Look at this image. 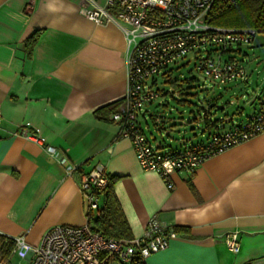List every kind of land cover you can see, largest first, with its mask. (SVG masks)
<instances>
[{
    "label": "crops",
    "instance_id": "crops-1",
    "mask_svg": "<svg viewBox=\"0 0 264 264\" xmlns=\"http://www.w3.org/2000/svg\"><path fill=\"white\" fill-rule=\"evenodd\" d=\"M82 5L0 0V234L22 235L34 246L51 226L86 225L79 180L100 164L116 178L114 193L133 236L152 215L177 234L145 264H264V132L194 173L171 170V188L142 170L112 119L125 108L124 34L117 23L87 19ZM251 103L250 112L257 108ZM223 117L224 124L233 120ZM25 123L45 141L17 133ZM232 231L237 252L224 241Z\"/></svg>",
    "mask_w": 264,
    "mask_h": 264
},
{
    "label": "built area",
    "instance_id": "built-area-1",
    "mask_svg": "<svg viewBox=\"0 0 264 264\" xmlns=\"http://www.w3.org/2000/svg\"><path fill=\"white\" fill-rule=\"evenodd\" d=\"M214 0H84L80 13L96 24L117 23L126 40L127 92L123 111H114L112 119L120 126V137L130 141L136 160L144 171L163 178L167 186L171 170L194 173L208 158L264 132V97H256L257 108L240 121L231 120L204 140L177 148L160 150L145 135L147 115L156 124L163 123L152 115V107L162 93L156 87L160 78L169 80V66L191 56L197 58L196 70L218 86L246 81L247 72L241 60L225 57L233 46H252L255 29L214 26L205 21ZM253 100V101H254ZM144 121L145 126L142 124ZM25 123L17 133L44 142V138L27 130ZM38 130L36 129V132ZM55 154V148L48 146ZM108 184L100 164L81 174L86 217L95 211L101 197L98 191ZM177 236L172 226L152 215L144 232L132 238H114L83 226L55 225L48 228L39 244H28L24 236L13 238L8 251L7 240L0 242V264H123L134 256L145 262L153 252L165 249ZM228 248L239 250L238 232L224 235Z\"/></svg>",
    "mask_w": 264,
    "mask_h": 264
},
{
    "label": "rangeland",
    "instance_id": "rangeland-1",
    "mask_svg": "<svg viewBox=\"0 0 264 264\" xmlns=\"http://www.w3.org/2000/svg\"><path fill=\"white\" fill-rule=\"evenodd\" d=\"M225 57L245 64L246 81L218 86L196 70L197 58L191 56L169 66V80L160 78L157 82L162 95L151 112L166 121L156 124L147 116L148 127L144 128L152 145L164 150L204 140L208 133L206 118L217 120L229 115L233 121H240L251 111V102L258 96L264 97V33L255 36L252 46H233ZM211 102L223 108L209 107ZM241 109L244 114L238 112ZM142 124L146 125L143 120Z\"/></svg>",
    "mask_w": 264,
    "mask_h": 264
},
{
    "label": "trees",
    "instance_id": "trees-1",
    "mask_svg": "<svg viewBox=\"0 0 264 264\" xmlns=\"http://www.w3.org/2000/svg\"><path fill=\"white\" fill-rule=\"evenodd\" d=\"M205 21L214 26L264 31V0H214L205 16ZM34 41V35L27 39L28 51H30ZM172 83L175 84L174 81ZM211 103H213L212 107L217 106L215 102ZM210 104L209 107H211ZM104 108H106L107 113L114 111L113 105ZM224 119L226 118L221 117L217 120H207L206 118L205 131L208 132L206 135L213 133L217 128L228 126L232 120L230 119L229 123L224 124ZM165 121L163 119V123ZM107 176V186L97 192L101 197L100 205L95 211H90L87 215V225L93 231H98L108 237L132 238L130 227L114 193L113 187L116 178L109 174ZM3 240L8 242L3 251H8L13 244V238L0 234V242ZM123 264H145V262L139 256H134L129 263Z\"/></svg>",
    "mask_w": 264,
    "mask_h": 264
},
{
    "label": "water",
    "instance_id": "water-1",
    "mask_svg": "<svg viewBox=\"0 0 264 264\" xmlns=\"http://www.w3.org/2000/svg\"><path fill=\"white\" fill-rule=\"evenodd\" d=\"M210 106L212 107L213 106V103L210 104ZM216 108H223V106H216Z\"/></svg>",
    "mask_w": 264,
    "mask_h": 264
}]
</instances>
